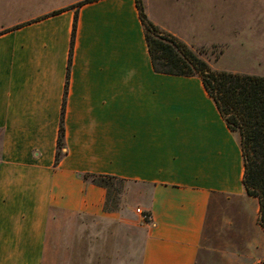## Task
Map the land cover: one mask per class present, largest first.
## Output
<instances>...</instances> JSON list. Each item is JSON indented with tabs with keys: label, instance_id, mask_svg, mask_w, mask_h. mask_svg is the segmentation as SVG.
Segmentation results:
<instances>
[{
	"label": "crops",
	"instance_id": "crops-1",
	"mask_svg": "<svg viewBox=\"0 0 264 264\" xmlns=\"http://www.w3.org/2000/svg\"><path fill=\"white\" fill-rule=\"evenodd\" d=\"M83 1L0 0V264L260 263L240 136L202 79L154 70L135 0ZM144 3L194 50L238 39L260 12L251 0ZM86 173L126 180L120 210Z\"/></svg>",
	"mask_w": 264,
	"mask_h": 264
},
{
	"label": "trees",
	"instance_id": "trees-1",
	"mask_svg": "<svg viewBox=\"0 0 264 264\" xmlns=\"http://www.w3.org/2000/svg\"><path fill=\"white\" fill-rule=\"evenodd\" d=\"M95 0H84L78 5ZM143 24L154 70L175 76H199L208 94L216 103L228 127L240 136L244 157V186L247 193L258 199L259 223L264 230V76L214 69L199 53L175 35L155 25L148 17L144 0H135ZM78 23L76 13L68 63V75L62 108L56 165L65 152L64 109ZM0 131V155L2 148ZM84 179L106 189L104 209L108 212L121 209L118 196L122 190L117 183L125 179L86 173ZM264 264V259L258 263Z\"/></svg>",
	"mask_w": 264,
	"mask_h": 264
},
{
	"label": "rangeland",
	"instance_id": "rangeland-1",
	"mask_svg": "<svg viewBox=\"0 0 264 264\" xmlns=\"http://www.w3.org/2000/svg\"><path fill=\"white\" fill-rule=\"evenodd\" d=\"M251 1L259 5L258 20H255L251 27H236L239 40L232 37L226 43L205 41L200 44L210 48L198 47L196 49L200 52V57L214 69L264 76V0ZM115 186L122 190L118 195L122 208L125 203L124 192L127 183H117Z\"/></svg>",
	"mask_w": 264,
	"mask_h": 264
},
{
	"label": "built area",
	"instance_id": "built-area-1",
	"mask_svg": "<svg viewBox=\"0 0 264 264\" xmlns=\"http://www.w3.org/2000/svg\"><path fill=\"white\" fill-rule=\"evenodd\" d=\"M137 212L140 214L141 219L146 222V223H152V218L150 213H148L147 211H144L140 208L137 209Z\"/></svg>",
	"mask_w": 264,
	"mask_h": 264
}]
</instances>
